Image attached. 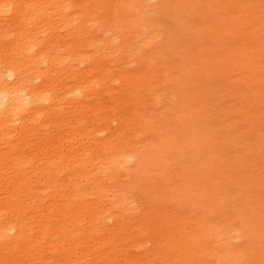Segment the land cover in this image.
<instances>
[{
  "label": "bare ground",
  "instance_id": "1",
  "mask_svg": "<svg viewBox=\"0 0 264 264\" xmlns=\"http://www.w3.org/2000/svg\"><path fill=\"white\" fill-rule=\"evenodd\" d=\"M117 6L116 14L108 13L107 19H100L107 7L88 1L0 0V16L9 18L0 21V182L5 175L8 181L19 177L8 191L10 196L0 199V247L17 246L25 252L20 243L31 235L33 225L42 222L40 227L45 232L54 225V218L42 219L47 214L45 209L37 208L30 216L29 207L24 205L27 212L21 211L23 206L18 201L23 192L35 200L49 199L58 219L47 241L51 253L30 264H57L56 255L60 248L66 249L65 243L74 251L65 252L66 256L75 257L69 264H76L88 258L86 252L76 246L81 234L118 235L126 231L124 212L136 207L134 196L129 194L134 188L128 176L137 175L143 169L142 158L149 154L145 147L166 148L172 145L171 134L181 131L178 113L189 95L184 89L186 80L194 82L197 77L199 81L198 75L204 74L210 86L213 79L215 81L214 75L204 73L209 69L213 72L212 59L206 55L205 47L197 44L194 48L192 40L187 45L182 44L180 27L184 21L190 29L215 41L217 47L223 38L219 39L214 27L225 25L224 35L229 25L235 23L238 36L243 37L238 52L245 54L253 72L249 80L259 86L249 94L264 95V0H118ZM235 7H239L240 13L235 14ZM129 8L132 10L130 19L123 13ZM103 22L105 30L101 28ZM113 27L117 29L116 34H110ZM247 36L256 39L251 49ZM73 37L80 41L72 40ZM83 39L86 44H82ZM88 48H92L93 54L86 53ZM123 55L136 56L146 68L127 72L129 63L116 68L122 62L113 67L96 61L97 57L113 61ZM229 60L238 61L239 56L231 54ZM86 62H90L88 69L77 68ZM227 69L232 72L229 65ZM116 73L126 84L149 89L162 110L152 113L145 103L146 125L138 128L131 138L124 137V128H121L104 139L102 134L110 132L118 117H110L107 124H103V111H98L93 98H102L106 95L104 89H112V75ZM138 75L142 81L137 78L127 81ZM87 94L90 98L86 99ZM242 96L244 98L245 94ZM79 103L80 112H90L82 117L86 123L92 121L87 127L79 128L58 115L66 107ZM202 104L211 117L213 114L205 99ZM99 115L101 118H97ZM159 119L171 124L169 129L152 134L149 141L145 138L139 141L137 138L142 137L146 127L148 133L157 128ZM55 121L68 130L69 136L63 137L60 145L52 140V135L49 137L42 131L43 128L48 130ZM137 127L135 123L133 129ZM181 137L185 146L191 145L186 136ZM37 138L40 144L33 143ZM256 144L258 146L259 142ZM109 196L111 202L107 199ZM142 220L143 217L138 222ZM198 223L206 236V248L212 247L208 238L216 231L229 233L226 226L218 222H211L215 229L204 222ZM59 228L60 233H57ZM236 230L234 235L235 230L230 232L226 241L219 240L218 248L206 252L216 258L218 264H245L249 260L254 264L250 256L246 259L243 246L235 243L246 230L242 227ZM56 237L61 238L60 243ZM35 238L37 242L42 241L38 234ZM187 244L199 247L194 236L188 238ZM253 245L252 242L250 247ZM34 255L31 254L33 258ZM261 264H264V255Z\"/></svg>",
  "mask_w": 264,
  "mask_h": 264
},
{
  "label": "rangeland",
  "instance_id": "2",
  "mask_svg": "<svg viewBox=\"0 0 264 264\" xmlns=\"http://www.w3.org/2000/svg\"><path fill=\"white\" fill-rule=\"evenodd\" d=\"M72 1L104 5L107 7L106 12L103 10L100 19H107L108 13L116 14L118 11V0ZM234 10L235 14L240 13L239 7H235ZM123 13L128 19L132 16L131 8L125 9ZM5 19L8 21L9 18L0 16V21ZM201 21L200 18L199 22ZM235 25L230 24L224 35L225 25L214 27L219 39L223 38L218 47L211 38L190 29L188 22L184 21L180 27L183 30L181 41L183 45L192 40L194 48L198 46L197 44L205 47L206 55L212 59L214 74L210 69L204 73L214 75L215 81L213 79L210 86L204 74L198 75L199 81L197 77L194 82L186 80L184 89L189 95L178 113L181 131L171 134L172 145L166 148L153 149L149 147L150 145L146 146L145 150L149 151V154L142 158L143 169L137 175L133 173L128 176L131 187L134 188L129 194L134 196L136 207L132 205L133 207L124 212L127 221L124 225L126 231L118 235L109 232L90 233L89 236L81 234L76 246L86 252L88 258H82L76 264H218L217 259L206 252L218 248L217 244L226 241L230 232L235 230L234 235L238 232L236 229L241 227L246 232L244 231L245 234L237 238L235 243H240L243 250H246V259L250 256L254 264H261L264 255V95H259V92L249 94L257 91L259 86L249 80L253 72L246 63L245 54L238 52L241 50L243 37L238 36ZM198 26L201 27L202 23H198ZM101 28L102 30L107 28L104 22ZM252 28L253 26L250 27ZM115 31L117 32L115 27L111 28L110 34H116ZM75 39L78 37H73L72 40ZM246 39L249 48H253L256 43L254 36H247ZM82 44H86L84 39ZM86 53L93 54L92 48H88ZM231 54L233 57L238 55L239 60H229ZM242 56L245 58L242 59ZM96 61L104 66L113 67L122 62L116 68L129 63L127 72L146 68V64L134 55H123L113 61L97 57ZM89 64L90 62L82 63L77 65V68L88 69ZM227 65L231 67V73ZM59 66L63 68L62 64ZM116 75L119 73L112 75L114 83L112 89L106 90L102 87L106 95L102 98H93L98 111H103L105 117L103 124L106 125L110 117H118V120L113 121L110 132L105 136L102 134L104 139L112 133L119 132L121 128H124L122 135L131 138L138 128L146 125L145 114L143 115L145 103L152 113L162 110L159 100L149 89L126 84L124 78ZM136 78L139 81L143 79L138 75L127 81ZM242 93L245 94L244 98ZM87 98H90L89 94ZM131 98H134L133 101ZM204 99L211 108L213 114L211 117L202 104ZM80 110L82 107L79 103L66 107L58 115L79 128L82 125L87 127L92 121L86 123L82 117L90 112ZM135 123L138 127L134 130ZM169 125L171 124L159 119L157 128L148 133L145 126L147 135L143 136L145 133L143 132L142 137L139 136L137 139L143 142L145 138L149 141L152 134L162 133L163 129H169ZM47 129L43 128V133L49 137L52 135V140L59 145L62 144L63 137L69 136L68 130L60 127V122L55 121ZM181 135L186 136L191 143L190 146H185ZM35 142L40 144L38 138L34 139L33 143ZM5 178L6 175L0 182V199L10 196L9 189L13 182L19 179L17 177L13 181H8ZM20 195L18 203L23 206L21 209L23 213L27 212L24 205L30 208L28 216L37 208L45 209L47 214L42 219L51 221L50 219L54 218L53 223L57 226L56 209L50 205L49 199L35 200L30 198L27 192ZM107 199L111 202L110 196ZM141 217L143 220L138 222ZM194 219L204 222L211 229H215L214 223L218 222L225 225L229 233L216 231L208 238L212 247L206 248L204 240L206 236L202 232L203 229L198 228L199 221L194 222ZM40 225H33L31 235L20 243L25 252L20 251L17 246L8 249L0 247V264H30L50 254L52 248H49L47 241L50 240V233L55 226H51L50 230L45 232ZM56 232L60 233V228ZM37 234L42 241H36ZM190 236L198 240L200 248L187 244ZM56 241L60 243L61 238L56 237ZM252 242L253 248L250 247ZM65 245L66 249L62 251L60 248L56 255L57 264H69L75 259L73 254L65 255L66 251L74 252L71 246L66 243ZM114 245L118 246L114 248ZM31 254H35L34 258ZM245 264L253 263L249 260Z\"/></svg>",
  "mask_w": 264,
  "mask_h": 264
}]
</instances>
